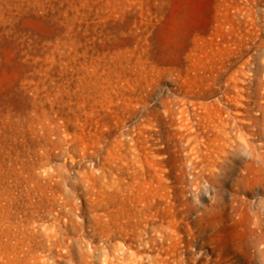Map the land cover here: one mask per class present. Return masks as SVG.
<instances>
[{
  "label": "rangeland",
  "instance_id": "374dc122",
  "mask_svg": "<svg viewBox=\"0 0 264 264\" xmlns=\"http://www.w3.org/2000/svg\"><path fill=\"white\" fill-rule=\"evenodd\" d=\"M0 264H264V0H0Z\"/></svg>",
  "mask_w": 264,
  "mask_h": 264
}]
</instances>
